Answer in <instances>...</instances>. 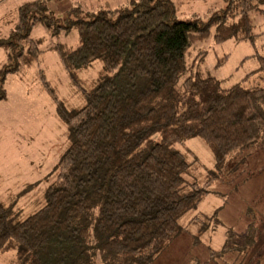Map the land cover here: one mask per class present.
<instances>
[{"label":"trees","instance_id":"obj_1","mask_svg":"<svg viewBox=\"0 0 264 264\" xmlns=\"http://www.w3.org/2000/svg\"><path fill=\"white\" fill-rule=\"evenodd\" d=\"M262 5L264 0H226L206 20H179L173 0H132L75 18L71 14L80 8H73L61 24L43 0L22 3L14 27L0 36L6 50L0 100L6 74L39 60L42 38L30 32L41 22L53 33L75 29L74 47L52 48L85 103L68 109L39 71L70 144L41 207L18 220L14 201L0 202V253L15 250L13 264H97L96 258L98 264H152L185 232L181 218L208 194L218 173L246 151L264 150V73L261 83H249L264 72V56L229 86L211 75L184 76L193 43L211 34L216 43L251 40L253 13H263ZM96 59L102 78L85 91L77 71ZM192 137H200L215 160L203 184L185 178L189 162L173 146ZM234 248L226 242L211 254Z\"/></svg>","mask_w":264,"mask_h":264},{"label":"rangeland","instance_id":"obj_2","mask_svg":"<svg viewBox=\"0 0 264 264\" xmlns=\"http://www.w3.org/2000/svg\"><path fill=\"white\" fill-rule=\"evenodd\" d=\"M26 1L30 0H0V36L8 35L14 27L17 10ZM43 1L59 23L66 24L73 8H80V12L71 14L75 18L76 13L82 16L126 7L132 0ZM173 1L177 6L175 18L179 20H206L211 11H219L226 4V0ZM261 9L264 10V5ZM252 33L255 36L251 40L228 38L216 43L211 34L193 43L185 54L189 71L184 76L196 72L211 75L224 86L241 81L259 67L258 57L264 56V12L253 13ZM30 36L42 38L40 58L30 67L6 74V97L0 100V202L14 201L12 214L18 220L45 203L46 188L56 178L60 156L70 144L69 130L57 112L56 102L42 84L39 71L68 109L85 103L82 90L67 75L52 48L56 44L74 47L75 29L62 27L53 33L51 27L38 22ZM5 61L6 50L0 47V66ZM103 71L98 59L77 71L80 87L92 90L100 82ZM263 73L250 77L249 83H261ZM173 146L189 162L185 178L203 184L215 169L214 156L207 144L200 137H192ZM208 189L198 206L181 218L185 232L152 264H264V150L240 155L218 173ZM226 242L235 248L223 254H211ZM95 261L99 263L98 258ZM15 262V250L0 253V264Z\"/></svg>","mask_w":264,"mask_h":264}]
</instances>
